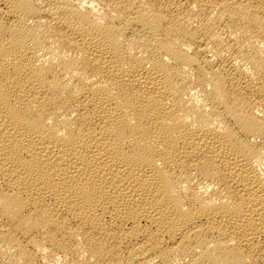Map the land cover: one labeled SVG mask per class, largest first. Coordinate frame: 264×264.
Masks as SVG:
<instances>
[{"label": "bare ground", "instance_id": "1", "mask_svg": "<svg viewBox=\"0 0 264 264\" xmlns=\"http://www.w3.org/2000/svg\"><path fill=\"white\" fill-rule=\"evenodd\" d=\"M0 264H264V0H0Z\"/></svg>", "mask_w": 264, "mask_h": 264}]
</instances>
